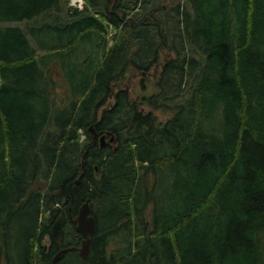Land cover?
<instances>
[{"label": "trees", "instance_id": "1", "mask_svg": "<svg viewBox=\"0 0 264 264\" xmlns=\"http://www.w3.org/2000/svg\"><path fill=\"white\" fill-rule=\"evenodd\" d=\"M83 1L0 0V264H264V0Z\"/></svg>", "mask_w": 264, "mask_h": 264}, {"label": "water", "instance_id": "2", "mask_svg": "<svg viewBox=\"0 0 264 264\" xmlns=\"http://www.w3.org/2000/svg\"><path fill=\"white\" fill-rule=\"evenodd\" d=\"M88 132L94 134V130L92 126L88 127ZM108 133V132H106ZM92 136V137H93ZM104 134H101L98 137V143L100 146L104 143ZM113 141V136L110 135L108 137L107 142L111 143ZM71 222L74 224L75 231L81 236V240L79 246L77 247H67L59 249L51 259V263H56L58 260L62 258L64 253L69 250H76L79 257L84 259L88 254V245H89V235L93 232L94 229V218L89 213V205L88 201H84L77 209L75 216L71 219ZM62 223L63 218L59 215L50 227V237L54 242H58L60 240V235L62 231Z\"/></svg>", "mask_w": 264, "mask_h": 264}, {"label": "rangeland", "instance_id": "3", "mask_svg": "<svg viewBox=\"0 0 264 264\" xmlns=\"http://www.w3.org/2000/svg\"><path fill=\"white\" fill-rule=\"evenodd\" d=\"M65 1H66V4H67L68 0H65ZM170 2H171V0H166V4L167 5H169ZM16 25H19L20 27H23L24 26V22L23 23H17ZM158 69H159V66H157L156 70H158ZM152 73L154 74L153 69L151 68V70L148 73V75H146L147 79L143 81V85H144L143 87L140 86V83H139L140 76L138 75V73H134V76H133V73L125 76V78L123 79V85H126L128 91H130V99L131 100L132 99H137L139 96L144 95V94L149 95L150 93H152L154 91L155 87H154V84H153V81H152V77H153ZM108 102H109L108 104H111L112 103V99L110 98L108 100ZM145 108H143V110L147 111V109H145ZM154 114L156 115L157 119L161 120V121H163L164 119H166L168 117V114L165 111H154ZM149 210H150V208H149ZM146 221L148 222V219H146ZM70 229H71L70 227L67 228V231H70ZM112 243L113 242H111V244ZM70 257L71 256L68 254L62 260V263L65 264ZM65 260H66V262H65Z\"/></svg>", "mask_w": 264, "mask_h": 264}, {"label": "built area", "instance_id": "4", "mask_svg": "<svg viewBox=\"0 0 264 264\" xmlns=\"http://www.w3.org/2000/svg\"><path fill=\"white\" fill-rule=\"evenodd\" d=\"M67 5L77 10H81L84 6V1L83 0H68Z\"/></svg>", "mask_w": 264, "mask_h": 264}, {"label": "flooded vegetation", "instance_id": "5", "mask_svg": "<svg viewBox=\"0 0 264 264\" xmlns=\"http://www.w3.org/2000/svg\"><path fill=\"white\" fill-rule=\"evenodd\" d=\"M94 134H95V132H94ZM105 135V137H104V143H106L107 142V140H108V135L107 134H104ZM92 136H93V134H92ZM100 135L98 134V133H96L93 137H92V140L95 142V141H98V137H99ZM104 143H103V145H104ZM110 144V143H109ZM73 217H69V220H70V222H71V219H72ZM63 222H64V218H63ZM73 224V223H72ZM62 226H63V223H62ZM62 232V231H61ZM80 243V242H79ZM78 246H79V244H78ZM77 247V246H76ZM77 252V251H76Z\"/></svg>", "mask_w": 264, "mask_h": 264}]
</instances>
